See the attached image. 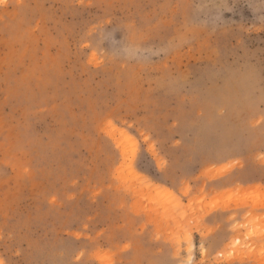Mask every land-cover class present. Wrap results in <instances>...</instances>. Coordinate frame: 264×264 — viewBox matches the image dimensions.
<instances>
[{
    "label": "rangeland",
    "instance_id": "374dc122",
    "mask_svg": "<svg viewBox=\"0 0 264 264\" xmlns=\"http://www.w3.org/2000/svg\"><path fill=\"white\" fill-rule=\"evenodd\" d=\"M0 264H264V0H0Z\"/></svg>",
    "mask_w": 264,
    "mask_h": 264
},
{
    "label": "bare ground",
    "instance_id": "6f19581e",
    "mask_svg": "<svg viewBox=\"0 0 264 264\" xmlns=\"http://www.w3.org/2000/svg\"><path fill=\"white\" fill-rule=\"evenodd\" d=\"M230 168H232V167H230ZM228 170H230L229 167H228ZM226 171H227V170H226ZM133 173H134V172H133ZM221 174H224V172L221 171V172H220V175H221ZM144 179L146 180L145 182H147V183H149V184L152 183V182L149 181L150 179H149V180L146 179V178H144ZM150 186H153L152 189H154V187H155L153 184H152V185L150 184ZM149 188H150V187H149ZM162 189H163V188L160 187V186L158 185V186H156V189H155L154 191H156V192H158V193H161L162 191L165 192V190H164V189L162 190ZM159 191H160V192H159ZM162 193H163V192H162Z\"/></svg>",
    "mask_w": 264,
    "mask_h": 264
}]
</instances>
